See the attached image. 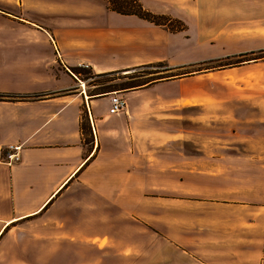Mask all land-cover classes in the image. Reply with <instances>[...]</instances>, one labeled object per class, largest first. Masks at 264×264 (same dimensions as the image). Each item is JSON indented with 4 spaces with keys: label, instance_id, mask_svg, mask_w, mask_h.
I'll use <instances>...</instances> for the list:
<instances>
[{
    "label": "rangeland",
    "instance_id": "obj_1",
    "mask_svg": "<svg viewBox=\"0 0 264 264\" xmlns=\"http://www.w3.org/2000/svg\"><path fill=\"white\" fill-rule=\"evenodd\" d=\"M26 1L2 0L1 5L8 4L6 11L19 23L46 24L50 32L57 19L44 16L37 2ZM139 2L185 25L172 45L191 61L162 60L186 66L175 72L186 77L134 95L135 117L147 128L141 192L120 190L108 202L98 199V214L106 216L114 243L102 251L87 244L75 251L82 264H264V0ZM93 3L96 10L112 12L106 0ZM81 10L76 9L78 16L84 15ZM92 24L138 25L110 15H98ZM140 25L153 28L144 21ZM79 68L84 73L77 76L80 89L89 94L99 73ZM131 92L101 97L117 95L126 103ZM129 200L136 206L127 209ZM48 225H19L0 252V264H69L54 259L65 248L42 237L56 229Z\"/></svg>",
    "mask_w": 264,
    "mask_h": 264
},
{
    "label": "crops",
    "instance_id": "obj_2",
    "mask_svg": "<svg viewBox=\"0 0 264 264\" xmlns=\"http://www.w3.org/2000/svg\"><path fill=\"white\" fill-rule=\"evenodd\" d=\"M1 1L0 94L14 98L0 100V252L19 225L44 222L56 227L42 234L45 242L65 248L54 259L82 264L75 249L87 244L102 251L113 242L98 199L141 192L147 128L135 117L134 95L175 81L128 93L126 110L110 114L111 98L89 96L70 68L87 65L101 74L191 60L177 55V34L148 22L153 28H142L143 20L126 17L137 21L134 28L95 26L98 15L124 16L96 10L93 0H27L57 19L50 32L46 24L19 23ZM150 12L169 15L158 7ZM11 146L22 147L21 161L12 165L6 157ZM132 206L129 200L127 209Z\"/></svg>",
    "mask_w": 264,
    "mask_h": 264
},
{
    "label": "trees",
    "instance_id": "obj_3",
    "mask_svg": "<svg viewBox=\"0 0 264 264\" xmlns=\"http://www.w3.org/2000/svg\"><path fill=\"white\" fill-rule=\"evenodd\" d=\"M108 9L118 15L126 17H136L140 20L153 24L165 29L167 32L177 34L185 31V25L176 19L167 15H158L146 10L139 0H106ZM178 25V26H177ZM186 68V66L172 67L168 61H158L105 74L95 75V89L89 92L91 97H101L112 91L120 90L124 92L148 89L155 84L171 81L176 78H182L184 73L176 74L175 72ZM76 76L84 73L80 68H70ZM129 72L125 75L122 73ZM186 77V76H185ZM103 78H110L106 82L100 81ZM122 81L121 84H111V82ZM115 89V90H112ZM14 98L13 96L0 94V100Z\"/></svg>",
    "mask_w": 264,
    "mask_h": 264
},
{
    "label": "built area",
    "instance_id": "obj_4",
    "mask_svg": "<svg viewBox=\"0 0 264 264\" xmlns=\"http://www.w3.org/2000/svg\"><path fill=\"white\" fill-rule=\"evenodd\" d=\"M83 67L87 68L88 66H83ZM125 108H126V103L121 97L117 95H113L111 97L110 114H119L123 112ZM21 151H22L21 146H11L8 148L6 157L10 165L19 163L21 161Z\"/></svg>",
    "mask_w": 264,
    "mask_h": 264
},
{
    "label": "water",
    "instance_id": "obj_5",
    "mask_svg": "<svg viewBox=\"0 0 264 264\" xmlns=\"http://www.w3.org/2000/svg\"><path fill=\"white\" fill-rule=\"evenodd\" d=\"M127 74V73H126Z\"/></svg>",
    "mask_w": 264,
    "mask_h": 264
}]
</instances>
